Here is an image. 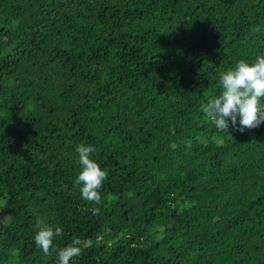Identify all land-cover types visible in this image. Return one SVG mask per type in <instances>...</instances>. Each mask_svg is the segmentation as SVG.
Wrapping results in <instances>:
<instances>
[{"label":"trees","instance_id":"1","mask_svg":"<svg viewBox=\"0 0 264 264\" xmlns=\"http://www.w3.org/2000/svg\"><path fill=\"white\" fill-rule=\"evenodd\" d=\"M260 54L264 0H0V264H58L38 217L85 242L70 264H264V123L200 109Z\"/></svg>","mask_w":264,"mask_h":264},{"label":"clouds","instance_id":"2","mask_svg":"<svg viewBox=\"0 0 264 264\" xmlns=\"http://www.w3.org/2000/svg\"><path fill=\"white\" fill-rule=\"evenodd\" d=\"M251 31L260 32L261 28L256 26ZM219 84V94L209 97L206 103L200 105L203 114L219 132H227L229 123L236 127L238 118V130L241 133L264 123V54L257 55L253 62L239 60L234 67L219 74ZM75 151L78 153L81 170L74 183L79 186L81 198L100 204L101 189L108 172L91 158L94 146L80 143L76 145ZM98 211L94 210L96 213ZM35 227L36 246L42 249L45 256L57 251L58 264H70L74 257L82 254L85 242L80 238L74 239L66 247L55 249L54 240L62 235L61 227L53 228L39 217Z\"/></svg>","mask_w":264,"mask_h":264}]
</instances>
